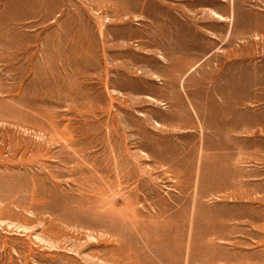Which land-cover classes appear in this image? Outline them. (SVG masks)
Segmentation results:
<instances>
[{
  "label": "rangeland",
  "instance_id": "rangeland-1",
  "mask_svg": "<svg viewBox=\"0 0 264 264\" xmlns=\"http://www.w3.org/2000/svg\"><path fill=\"white\" fill-rule=\"evenodd\" d=\"M0 264H264V0H0Z\"/></svg>",
  "mask_w": 264,
  "mask_h": 264
}]
</instances>
